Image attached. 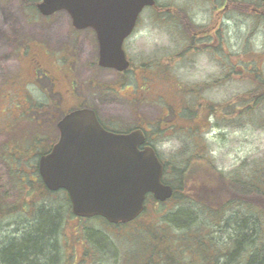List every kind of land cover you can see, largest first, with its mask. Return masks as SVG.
<instances>
[{"label":"rangeland","instance_id":"rangeland-1","mask_svg":"<svg viewBox=\"0 0 264 264\" xmlns=\"http://www.w3.org/2000/svg\"><path fill=\"white\" fill-rule=\"evenodd\" d=\"M224 2V0H157L159 4L184 10L192 18L193 23L200 26L209 27L214 23L217 25L220 21L222 28L215 43L224 49L209 46L213 42L210 39L209 41L197 39L195 44L191 43L179 21L169 13L160 14L151 8H145L134 33L124 43V49L133 67L131 71L121 75L115 70H105L98 66L99 51L95 33L83 30V33L76 35L70 25L71 17L67 11H59L52 19L53 22H43L36 10L27 7L23 0H0V89L10 75L16 78L19 74L17 70L20 69V64L16 51L22 43L37 38L57 48L54 51H57L55 54L59 63L68 69L69 64H73L75 78L70 92L66 91L67 84L64 83V78L61 80L63 82L57 81L58 94L55 98L58 102L56 108L58 118L77 103L75 98L70 96L76 86L75 91L80 93V98L85 99L84 103L96 108L106 122L113 119L111 125L117 130H124L143 122L147 130H150L148 133H151L152 125L147 124L168 115V105L180 112L182 87L193 88L203 86L204 83L211 85L208 83L210 81H219L220 83L204 89L202 97L220 103L252 87L246 75L244 77L234 74L241 72L239 64L245 63L246 72L255 73L256 69L260 68L264 74V17L256 18L227 10L222 7ZM56 22V26L52 27ZM49 27H52L55 33L52 43L46 38L49 36L45 37V31H42ZM189 48L192 52L186 51ZM19 52L22 56L23 51ZM21 65L24 67V64ZM230 73H233L231 78ZM225 76L226 79H223ZM15 78L12 80L17 83ZM91 79L103 82L107 86L111 84L116 90L109 87L104 91L101 88L93 90L89 87ZM121 82L125 84L121 86ZM41 84L47 86L48 82L42 78ZM29 88L36 97L38 95L36 86ZM132 89L134 90L131 95L133 99H137L136 101L130 99ZM11 93L13 92L6 89L0 90V202L10 206L25 200L27 194L17 181V177L28 173L31 181L39 178L37 152L48 151L54 143V138L51 140L49 136H44L50 132V123L46 122L40 126L36 122L39 115L34 113V117L30 118L27 105L18 103L17 96L15 94L12 96ZM127 97H130L129 101L126 100ZM111 99H114L116 104H111ZM4 107L7 110H4ZM5 111L7 112L4 113ZM48 115L45 114L46 120ZM166 119H169V116ZM229 121V126H221L211 118V128L201 134L208 141L216 166L227 174L233 173L243 161L253 162L264 158V128L259 115L257 122L255 116H244L239 119L232 117ZM198 122L203 124V117H200ZM170 124L164 121L160 125L166 128ZM31 135L32 137L28 138ZM46 137L49 141L44 140ZM173 137L175 136L158 144L159 154H168L179 147L178 136ZM7 149L13 150L18 156L15 157L9 152L4 154ZM11 155V161L23 164V173L19 172L21 176L18 175V171L11 170L8 163ZM33 223L32 214H12L0 219V249L13 238L21 236ZM88 223L94 228H99L98 230L102 229L96 221ZM66 224L68 231L82 229L78 221L67 220ZM108 232L112 236L116 230L110 229ZM81 251L82 246H78V252Z\"/></svg>","mask_w":264,"mask_h":264},{"label":"trees","instance_id":"trees-1","mask_svg":"<svg viewBox=\"0 0 264 264\" xmlns=\"http://www.w3.org/2000/svg\"><path fill=\"white\" fill-rule=\"evenodd\" d=\"M23 1L34 9L38 0ZM224 1L222 7L227 10L264 17V0ZM147 8L178 20L191 43L210 39L209 46L224 49L215 43L222 28L220 21L200 26L178 7L156 2ZM239 67L241 72L234 74L246 75L252 83L244 93L216 103L203 99L202 94L219 81L182 87L180 112L167 106L169 120L165 123L171 124L162 128L163 118L148 123L152 130L147 141L156 149L159 143L178 136L180 145L175 151L158 152L164 162L163 180L173 187L174 194L165 201L148 195L145 210L127 223L73 214L66 190L52 191L40 177L31 181L28 173L21 176L23 164L11 161V155L8 163L13 172L18 171L21 177L17 181L27 194L12 206L0 202V219L32 214L34 223L0 249V264H264V158L243 161L227 174L216 166L208 141L201 135L211 128V118L229 126L232 117L255 116L257 122L259 115L264 128V74L260 68L246 72L244 62ZM200 117L203 124L198 122ZM8 152L18 156L8 149L4 154ZM67 220L78 221L82 229L68 231ZM90 221L102 229L94 228ZM110 229L116 230L112 236ZM78 246H82L81 252Z\"/></svg>","mask_w":264,"mask_h":264},{"label":"water","instance_id":"water-1","mask_svg":"<svg viewBox=\"0 0 264 264\" xmlns=\"http://www.w3.org/2000/svg\"><path fill=\"white\" fill-rule=\"evenodd\" d=\"M156 0H43L44 15L66 10L75 28H92L99 44V65L118 71L129 67L123 42L139 16ZM60 138L39 162L47 187L68 192L77 216H102L127 223L145 209L149 194L165 201L174 189L163 182L164 165L154 147L144 145L140 129L105 130L91 109L75 111L58 125Z\"/></svg>","mask_w":264,"mask_h":264},{"label":"flooded vegetation","instance_id":"flooded-vegetation-1","mask_svg":"<svg viewBox=\"0 0 264 264\" xmlns=\"http://www.w3.org/2000/svg\"><path fill=\"white\" fill-rule=\"evenodd\" d=\"M41 2L42 0H38ZM37 2L35 6V12L42 18L43 22H53L52 19L55 18L58 12L52 14V15H43L37 8L38 3ZM71 19V18H70ZM39 23V22H38ZM57 22L52 26L55 27ZM70 25L73 29V31L76 33V35H80L83 33V30L79 29H74L72 20L70 22ZM48 28L45 31V37H46L50 42L53 40V36L55 33L52 31L53 28ZM210 34V32H209ZM72 37V35H71ZM52 43V42H51ZM55 48L54 45H50L45 43L44 41H40L39 39L31 40L30 42L22 43L21 47L16 51L17 54L16 56L19 64H20V69L17 70L19 74H17V77L15 78L14 76L10 75L7 78V81L4 82L3 88L1 89H6L8 92H13L11 95L17 96L19 102L18 103H24L27 105L29 111H30V118H33V114L36 113L39 115L38 119L36 122L39 123L40 126H43L46 122H49L50 125V132L47 135L44 136H49V138L53 141H56L58 138L59 130H58V117L56 113V108L58 105V102L56 100V95L58 94L57 91V81L58 82H63L61 81L64 78V83L67 84L66 86V91L68 90L70 92V88L73 86V79L75 78L74 72H73V64H69V69L67 66H64L63 64L59 63L56 52L54 51ZM20 50L23 51V55H20ZM74 58V57H73ZM131 60V59H130ZM24 64V67L21 65ZM62 71V73L60 72ZM129 71V69L127 70ZM23 74V75H22ZM121 75L125 73H120ZM12 78H15L16 81ZM44 78L47 80L48 85L44 86L41 84V80ZM14 81V83L12 82ZM89 87H92L93 90L97 89H102L104 91L105 88L116 90V87H113L111 84L99 82L96 79H91L89 80ZM124 84L123 82H121ZM120 84V85H122ZM36 86V90L38 92V95L36 97L33 96L31 89L29 86ZM0 89V90H1ZM79 92L72 90V96L76 100V104L70 108L72 110H78L83 107H86V103H84V98H80V93ZM115 95V94H114ZM10 96V95H7ZM14 96V97H15ZM77 97V99H76ZM6 99V98H5ZM8 99V98H7ZM126 100L129 101V97L126 98ZM111 104H116V101L114 99L110 100ZM85 104V105H84ZM4 110H7L5 107L3 108ZM69 109V110H70ZM97 112L98 118L101 122V124L105 127V129L110 130V131H127L129 128H126L124 130H117L112 126V121L106 122L101 118L99 115L98 111L96 108H94ZM5 111L4 113H6ZM45 114H49L48 120L45 118ZM144 125H137L136 127L142 128L143 129ZM57 134V135H56ZM29 136L28 138H31ZM45 141H49L48 138L46 137L44 139Z\"/></svg>","mask_w":264,"mask_h":264}]
</instances>
